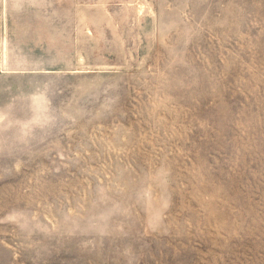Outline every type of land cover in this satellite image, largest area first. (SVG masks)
I'll return each mask as SVG.
<instances>
[{"label": "rangeland", "instance_id": "obj_1", "mask_svg": "<svg viewBox=\"0 0 264 264\" xmlns=\"http://www.w3.org/2000/svg\"><path fill=\"white\" fill-rule=\"evenodd\" d=\"M0 264H264V0H0Z\"/></svg>", "mask_w": 264, "mask_h": 264}]
</instances>
